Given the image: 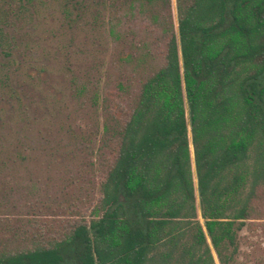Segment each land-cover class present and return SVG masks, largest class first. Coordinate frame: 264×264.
<instances>
[{"label":"trees","instance_id":"1","mask_svg":"<svg viewBox=\"0 0 264 264\" xmlns=\"http://www.w3.org/2000/svg\"><path fill=\"white\" fill-rule=\"evenodd\" d=\"M176 6L177 28L154 18L166 62L132 112L116 116L119 143L92 221H75L47 245L0 254V264H172L185 239V264H216L213 251L219 264H236L250 211L246 201L235 205L257 171L250 154L264 163V0Z\"/></svg>","mask_w":264,"mask_h":264},{"label":"rangeland","instance_id":"2","mask_svg":"<svg viewBox=\"0 0 264 264\" xmlns=\"http://www.w3.org/2000/svg\"><path fill=\"white\" fill-rule=\"evenodd\" d=\"M20 2L0 0V254L47 245L75 221H92L119 143L116 116L132 112L144 82L166 62L154 18L178 24L176 0L171 7L161 0ZM259 162L250 154L257 171L235 205L246 201L250 211L236 264H264ZM187 241L172 264L188 260Z\"/></svg>","mask_w":264,"mask_h":264}]
</instances>
